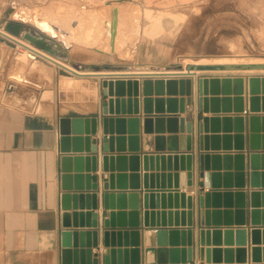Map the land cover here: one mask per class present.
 Listing matches in <instances>:
<instances>
[{
    "label": "crops",
    "instance_id": "1",
    "mask_svg": "<svg viewBox=\"0 0 264 264\" xmlns=\"http://www.w3.org/2000/svg\"><path fill=\"white\" fill-rule=\"evenodd\" d=\"M140 5L150 6L153 3H163L169 6H178L187 2H192L194 0H137ZM127 4V0H119ZM120 25V22H119ZM145 27H142V22L140 23V33L145 34ZM125 37V46L123 52H127L129 48L127 45V28L123 31ZM9 35V34H8ZM11 36V35H10ZM13 37V36H12ZM15 38V37H14ZM18 39V38H17ZM102 38L103 46H106L109 42H106V38ZM115 43V42H114ZM113 43V45H114ZM147 40L141 36L139 41L136 43V52H139V57L141 58V64H147L150 62L157 63V60L149 57L147 52ZM13 45V44H12ZM109 45V44H108ZM15 48L16 44L13 45ZM77 46L75 44L71 45V48ZM81 47V46H80ZM58 53L64 51L61 44H57ZM85 50H92L93 52H98L109 58L114 57L115 52L112 54L102 53L97 51L98 48L87 47ZM122 52V53H123ZM114 54V56H113ZM146 54V55H145ZM112 55V56H110ZM70 54L65 55L59 54L61 61L67 62L70 66L74 68H82L90 70L89 72L105 73L106 77L92 79L93 85L98 90L97 97L88 96L91 102L84 103L83 106H72V105H61L59 99H57L53 109H42L41 112L38 110L34 115L21 114L18 109H9L3 105L2 100L4 96H10L14 94L15 91H19L15 80H13L9 74L13 69L14 64L8 66L4 64L3 58H0V264H61L60 260V232L63 230L61 226V208L59 204V197L61 193L60 181H59V159L63 154L60 153L59 149V120L61 118H93L96 114L101 111V104L103 99L101 96V82L104 79H131L135 80L139 77L133 76V73L141 72L140 74H145L146 72H154L158 74L174 72L170 71V61L165 59L164 64H167L160 70H154L159 67H153L155 64L145 67H130L127 70V61L124 59L118 60L119 62H108V63H98L95 61L79 60L73 62L70 58ZM167 58V57H166ZM169 58V57H168ZM59 59V60H60ZM9 60V57H8ZM3 64V65H2ZM8 66V67H7ZM157 66V65H156ZM108 67L110 69L123 68L124 70H103L100 68ZM199 74L191 77V98L194 99V103L191 105L186 104L187 97H181L177 95L176 97H168L164 95L158 97L155 94L150 97L154 103L156 100H168L169 98L177 99L176 108L180 109L179 101L183 99L185 101V112L181 114L179 111L177 113L168 114L166 111L162 114H156L154 109L151 113H147L143 110V101L146 97L143 96L142 88L139 92V113L131 115L132 118L139 119V152L133 155L139 156V161L137 163L138 171L136 173H131L130 163L126 164V190L113 192H126V193H137L138 198L136 200L137 208L139 212V223L138 228V238L137 247H133V241L129 237L127 239V244L121 243L119 247L118 244L115 245L114 250H121V260L125 259L124 251L127 250V262L131 264L133 249L139 251V264H171V262H179L182 264L183 260L188 256L189 248L192 249L193 262L192 264H264V236L262 233L259 235L257 244H253L251 241L250 231L259 230L262 232L264 230V200L259 199L258 208L253 209L250 206V200L247 195V188L237 189L235 186V163L232 160L230 171H225L224 166V155H231L233 158L236 154H244L248 149V124H244V151H235L237 146L235 137L240 134H236V125L234 122V117H243L247 114L248 107L245 104L244 112L235 113H219L213 115L211 113H203V117L212 118L213 116H218L221 118L219 121V129L217 133L204 134L207 136L209 141L207 143L209 151H200L199 147V135L196 131V115L198 112L197 108V86L196 80L198 78H223V77H245V76H264L263 73L255 74H235V73H225L223 70H199ZM219 72V73H218ZM225 73V74H224ZM186 79V78H183ZM144 80H180V79H169L165 77H144L140 78V83ZM10 84L15 85V90L13 93L8 91ZM27 85H32L29 81ZM27 90V89H23ZM28 91V90H27ZM246 84H245V96L246 97ZM115 98V97H114ZM127 97H124L126 99ZM208 98H211L210 96ZM222 100V95L218 97ZM230 98L233 99V96ZM121 99V98H120ZM231 99V100H232ZM233 102L231 107L233 108ZM131 107L132 104H131ZM125 109L128 110V104H125ZM37 110V108H36ZM127 118L129 115H126ZM251 116L262 118L264 113L261 111L259 113L253 114ZM231 117L230 132L224 133L222 118ZM193 123V129L191 132V150L186 151V137L189 136L187 133V126L189 123ZM262 126V125H261ZM128 130V128H127ZM102 134V126L99 124L97 129V135L89 137L91 141L100 140ZM260 137L259 148L260 152L264 149V129L260 127L258 133ZM87 135H82L85 138ZM116 136V135H114ZM128 137V131L125 135ZM216 136L219 138L217 143H212L211 137ZM229 137V142L224 141V137ZM128 148V142L126 143ZM97 147L99 151L101 149V143L99 142ZM215 148L217 151H212ZM227 150V151H225ZM125 156H131V153L126 151ZM191 155L190 166L192 174V186L188 187L187 182V162H183L184 170L181 168V162L178 161L176 164L177 171L175 170L174 161L168 163L165 160L162 165L157 163L155 160L151 163L148 160L146 163L143 160L144 156H175V155ZM200 154L220 156L219 168L213 171L210 167V174H219L221 176V198L219 200V205H213L212 201L209 204V208L206 206L201 208L199 202V191L203 190V193L213 192L212 189H200L198 186L199 182H203V179L199 178V165ZM84 156H87L84 154ZM245 172L247 173L248 161L245 159ZM212 166V162L210 163ZM262 169L260 167L259 173L262 174ZM228 173L232 176L231 189H227L233 195L231 199L230 207H226L224 200L223 188L224 174ZM74 174V173H73ZM83 176H97L99 177L98 192L96 194L97 199V210L90 211L96 212L99 216L98 224L99 226L103 223V184L101 177L103 175L102 171V154L99 152V160L97 163V172L92 173L89 171L87 173L84 169ZM117 174V172L115 173ZM131 174L139 175L137 181V189L131 190ZM144 175L147 176L146 181L144 180ZM162 176L164 177L162 179ZM175 176H177V185H175ZM152 177V178H150ZM170 177V178H169ZM185 185H181L182 178ZM246 184H248V178H245ZM84 186L86 185V180L83 181ZM152 183V184H151ZM177 186V187H176ZM153 188V189H151ZM154 192V198L151 202L148 199L144 201V196ZM242 192L244 195V207L241 209L244 215L242 216L243 225H240L239 219L236 216L237 209L235 193ZM171 193L172 197L169 200L168 194ZM179 195L185 194L186 198L182 200L179 197L177 201L174 198V194ZM164 194L165 199L162 200L161 196ZM188 199H190V209H188ZM131 203L127 199L125 204V209L122 212L127 214L126 220H128L130 212ZM184 207V208H183ZM210 213V227L202 226L200 222V212L201 211ZM251 210H258L260 223L258 226H251V219L249 212ZM83 212H87L84 209ZM220 213V219L215 220L212 213ZM225 212H231V223H227ZM149 215L148 222H151V214H153V224L154 227H144V214ZM170 214V216H169ZM177 214V216H175ZM164 215V216H163ZM216 222V223H215ZM150 224V223H149ZM164 224V227H163ZM191 224V226H189ZM217 224L216 226H213ZM98 230V241L97 247L93 248L92 254L93 259L96 264H105L104 257L112 249V247H105L103 244V229ZM238 229L247 231L245 245L242 246L241 238H237L235 234L232 235L231 239L225 240L224 231L233 230L234 232ZM87 230V229H84ZM201 230H209L210 236L208 240L205 238V244L201 247L200 244V232ZM213 230H219L220 236L213 237ZM153 232V238L150 241L146 240L145 233ZM157 231H164L166 233L176 232L177 238L170 239L169 236L165 238V246H159L157 243ZM257 248L259 249V262L255 263L252 260L251 250ZM204 251L210 250V261H206V256L203 259L200 258V250ZM214 250L220 251V259L215 261L213 259L212 252ZM232 251L231 259H227L225 251ZM170 251H177V259H172ZM238 251H244V253H239ZM165 252V253H164ZM95 256V258H94ZM115 260L118 262V254L115 255ZM117 264V263H116ZM124 264V263H123Z\"/></svg>",
    "mask_w": 264,
    "mask_h": 264
},
{
    "label": "water",
    "instance_id": "2",
    "mask_svg": "<svg viewBox=\"0 0 264 264\" xmlns=\"http://www.w3.org/2000/svg\"><path fill=\"white\" fill-rule=\"evenodd\" d=\"M16 3L11 4L10 9L5 13L4 20L1 22V27L9 35L19 38L22 41L27 42L35 49L48 54L56 59H59V53L57 49V44H61L64 49H68L63 42L57 40L54 37L46 35L39 28L31 26L29 24L20 22L16 19H12L11 15L14 10ZM116 14L117 11L113 10L111 12V26H110V45L113 46L115 35H116ZM0 41L5 42L1 39ZM13 47V46H12ZM235 67L229 66H189L187 71L194 70H233ZM239 70H264V65L261 66H239L236 67ZM178 71H182L181 66H177ZM64 73L59 70V74ZM180 79V80H144L140 83V77L136 80H124V79H104L101 82V98L104 100L101 104V111L96 114L93 118H61L59 120V149L60 153L63 154L59 159V181L61 193L59 197V204L61 208V226L63 230L60 232V260L61 264H96L92 261L93 254L92 249L97 247L98 241V230L103 229V244L105 247H112V249L105 255V264H128L127 262V250L124 251L125 259L121 260V250H114L116 244L121 246L124 242L127 244V239L130 237L133 241V247H137V238L139 235L138 228L139 223V212L137 211L136 200L138 198L137 193H126V192H113L126 190V164L130 163L131 173H136L138 171L137 163L139 161V156L133 155L139 152V119L132 118L131 115L139 113V92L142 88L143 96L146 99L143 101V110L147 113H151L154 109L156 114H162L166 111L168 114L177 113L178 111L183 114L185 112V101L181 99L179 101L180 109L177 110L175 107L177 104V99L169 98L168 100H156L154 101L150 98L153 94L158 97L167 95L168 97H176L180 95L181 97H187L186 104L189 106L194 103V99L191 98V78ZM245 84L247 88L246 97L245 96ZM197 86V108L198 112L196 115V131L199 135V147L200 151H209L207 136H203L210 132L217 133L219 129V118L218 116H213L212 118L203 117V113H211L213 115L223 113H243L245 104L248 107L247 114L243 117H234V122L236 125V134H240L235 137L237 146L235 151H244V124H248V149L244 154H236L232 158L231 155H224V166L225 171H230L232 160L235 163V187L237 189L247 188V195L250 200V206L253 209L258 208L259 199L264 200V172L259 173L260 167L264 171V149L260 152L259 142L260 137L258 135L260 127L264 129V117H254L253 114L263 112L264 113V76H245V77H223V78H198L196 80ZM222 95V100H219V95ZM211 98H208V97ZM233 96V99L230 98ZM115 97V98H114ZM127 97V99H124ZM121 98V99H120ZM232 99V100H231ZM233 102V108L231 104ZM128 104V110L125 109V104ZM131 104L133 107H131ZM126 115H129L127 118ZM231 117H223L222 123L224 128V133H229ZM102 126V134L100 140L91 141L90 135L96 136L98 125ZM193 123H189L187 126V133L189 136L186 137V151L191 150V132L193 129ZM262 125V126H261ZM128 128V130H127ZM128 131V137L125 135ZM87 135L85 138L82 137L84 134ZM116 135V136H114ZM225 142H229V137L223 138ZM219 138L216 136L211 137L212 143H217ZM264 140V137H263ZM101 143V149L97 147L98 143ZM128 142V148L126 143ZM128 151L131 156H125L124 153ZM212 151H217L212 148ZM227 151V150H225ZM99 152L102 154V171L103 175L101 177L103 186V223L99 226L98 224V214L96 212H90L97 210V192L99 177L97 176H83L84 169L87 173L91 171L92 173L97 172V163L99 160ZM86 154L87 156H84ZM247 159L248 167L247 173L245 172L244 161ZM144 162L148 160L152 163L155 160L157 163H161L162 170L165 160L169 162L174 161L175 170L177 171V162H181V168L184 170L183 162H187V186H192V174L190 160L191 155H175V156H156L154 159L152 156H144ZM199 178L203 179V182H199L198 186L200 189H212L213 192L203 193L200 190L199 202L201 208L206 206L209 208V204L212 201L214 207L219 205V200L221 198V176L219 174H210V167L213 171L218 170L220 156L218 155H205L200 154L199 156ZM212 162V166L210 163ZM117 172V174H115ZM74 173V174H73ZM248 178V184H246L245 178ZM144 180L146 181L147 176L144 175ZM139 175L131 174V190L137 189V181ZM152 178V177H150ZM164 177L162 176V179ZM170 178V177H169ZM181 185H185L183 182V177H181ZM223 182L224 200L226 207L231 205V199L233 195L227 192V189H231L232 176L225 173ZM86 180V185L84 186L83 181ZM177 176H175V185H177ZM152 184V183H151ZM177 187V186H176ZM153 189V188H151ZM144 196V201L148 199L153 200L154 192ZM172 194H168V199H171ZM237 210L236 216L239 219L240 225H243L242 208L244 207V195L242 192L235 193ZM181 198L182 205L183 200L186 198L185 194H174V198L177 201ZM162 200L165 199L164 194L161 196ZM131 203L130 212L128 214L129 218L126 220L127 214L122 212L125 209L126 200ZM184 208V207H183ZM190 199H188V209H190ZM86 209L87 212H83ZM264 214V213H263ZM213 218L217 221L220 219V213H212ZM227 223H231V212L224 213ZM251 219V226L256 227L260 223L258 210H251L249 212ZM151 216V222H148L149 215L144 214V227H154L153 224V214ZM164 216V215H163ZM170 216V214H169ZM177 216V214H175ZM210 213L201 211L200 212V222L202 226L210 227ZM150 223V224H149ZM216 223V222H215ZM214 224L213 226H216ZM191 226V224H189ZM264 226V222H263ZM164 227V224H163ZM87 229V230H84ZM153 232H146L145 237L147 241L152 240ZM262 233L264 236V230L260 232L259 230H251L250 236L253 244H257L259 235ZM210 231L201 230L200 232V244L201 247L205 244V238L208 240L210 236ZM219 230H213V237L220 236ZM235 234L237 238H241L242 246L245 245V239L247 231L238 229L235 232L233 230H225L223 235L225 240L231 239L232 235ZM157 243L159 246H165V238L169 236L170 239L177 238L176 232L166 233L164 231H157ZM239 253H244V251H238ZM165 253V252H164ZM259 249L254 248L251 250L253 262H259ZM264 253V250H263ZM118 254V262L115 260V255ZM132 260L131 264H139V251L133 249L131 251ZM172 259H177V251H170ZM210 250L204 251L200 250V258L203 259L206 256V261H210ZM213 259L215 261L220 259V251L214 250L212 252ZM232 251H225L227 259H231ZM95 258V256H94ZM193 256L192 249L189 248L188 256L183 260L182 264H192ZM171 264H179V262H171Z\"/></svg>",
    "mask_w": 264,
    "mask_h": 264
},
{
    "label": "rangeland",
    "instance_id": "3",
    "mask_svg": "<svg viewBox=\"0 0 264 264\" xmlns=\"http://www.w3.org/2000/svg\"><path fill=\"white\" fill-rule=\"evenodd\" d=\"M13 2L28 8L53 6L58 2H65L76 6L78 12L83 13L82 9L85 8L100 12L104 18L109 15L113 4L124 12V17L120 20L119 44L124 48L126 36L123 31L127 28V45L129 43L127 52H123V48L116 50L115 59L77 45L59 53L65 56L69 53V58L73 62L92 60L103 64L124 59L127 61V70L142 65L148 69V66L155 64L153 67H159L154 69L157 71L167 65L161 62L169 59L171 63L168 65L169 70L177 71L176 67L183 68L181 61L187 58L192 61H199L202 58L220 61L264 60V0H194L178 6L163 3L142 6L139 1L131 0L132 3H138L140 6L141 14L138 15L132 14V6L128 2L124 4L119 0H0V25ZM146 11H149L148 17L145 16ZM141 22L142 27H145L143 35L139 34ZM141 36L148 42V50L145 53L157 60V63L141 64L139 52H136V43ZM17 55L18 51L15 52L0 44V58H3L4 64L11 67L16 62ZM35 60L43 71L31 70L32 60L28 59L27 64L22 66V71L25 79L32 85L15 82L19 91L4 96L2 100L4 106L18 109L21 114L34 115L38 110L41 112L45 108L53 109L57 99L61 105L76 107L91 102L87 87L89 85L95 87L92 79L81 80L82 88L62 93L58 91L61 80L59 70L40 58ZM63 63L70 66L67 62ZM74 69L90 71L82 68ZM99 70L124 69L103 67Z\"/></svg>",
    "mask_w": 264,
    "mask_h": 264
},
{
    "label": "bare ground",
    "instance_id": "4",
    "mask_svg": "<svg viewBox=\"0 0 264 264\" xmlns=\"http://www.w3.org/2000/svg\"><path fill=\"white\" fill-rule=\"evenodd\" d=\"M128 4L132 6V14L138 15L141 14L139 10L140 6L138 3H132L131 0H127ZM76 6L72 4H68L65 2H58L53 6H34L31 8L25 6H19L16 3L14 10L12 12L11 18L16 19L20 22L29 24L36 28H39L46 35L56 38L57 40L63 42L66 46L71 47L72 44L81 46L83 48L94 47L98 48L97 51L102 53L111 54L123 48L120 43V25L119 22L122 17H124V12L116 7L114 4L111 6L109 10V15L107 18H104L100 12L97 11H89L85 8L82 9V12L76 11ZM113 10L117 11L116 14V35L114 40V45H110V26H111V12ZM146 17L149 16V11L145 13ZM125 36V35H124ZM109 42L106 46L102 44V38ZM3 39L5 42L0 41L1 46L5 45L11 49H13V45L16 44L18 51V58H16V62L14 63L13 69L10 71L9 76L15 80V82L21 84H28L29 81L25 79V76L22 71V66L27 64L28 59L32 60L30 63L31 70H38L42 72L43 70L38 67L37 61L35 60V56L37 55L40 59L48 62L53 65L57 70H62L64 73L60 74L61 80L59 83V92L67 93L73 89L82 88V81L84 79H95L102 78L110 75H106L105 73H96V72H88L85 70L77 71L71 66L67 65L59 61L52 56H49L46 53H43L25 41L17 39L16 37H12L6 33L3 28H0V40ZM103 39V40H104ZM8 41V43L6 42ZM11 42V44H9ZM16 52V49H15ZM34 55H31V53ZM15 54V53H14ZM16 56V57H17ZM15 60V59H14ZM3 65V64H2ZM181 65L183 66L182 71H174L163 74H169L174 76L178 74L179 76H195L199 74V70L194 71H186L189 66H193V68L197 66H229L235 67L233 70H223L225 73H235V74H255V73H263L264 70H239L236 67L239 66H261L264 65V60H251V61H220V60H207L205 58L200 59L199 61H192L190 59H183L181 61ZM141 72L133 73V76L136 77H153L160 76L161 74L154 72H146L145 74H140ZM219 73V72H218ZM224 73V74H225ZM191 78V77H190ZM126 80V79H124ZM128 80V79H127ZM131 80V79H130ZM136 80V79H135ZM87 92L93 96L97 97L98 90L96 87L88 86ZM127 99V98H126Z\"/></svg>",
    "mask_w": 264,
    "mask_h": 264
},
{
    "label": "built area",
    "instance_id": "5",
    "mask_svg": "<svg viewBox=\"0 0 264 264\" xmlns=\"http://www.w3.org/2000/svg\"><path fill=\"white\" fill-rule=\"evenodd\" d=\"M8 42V41H7ZM11 43V42H9ZM15 45V44H13ZM31 53V52H30ZM31 55H34L31 53ZM36 58H39L37 55H34ZM184 70V69H183ZM185 71V70H184ZM187 71V70H186ZM189 72V71H188ZM153 77H165V78H169V79H183V78H189V76H179L178 74L174 75V76H171L169 74H161L160 76H153ZM15 90V85L14 84H10L9 88H8V91L10 93H13V91Z\"/></svg>",
    "mask_w": 264,
    "mask_h": 264
}]
</instances>
